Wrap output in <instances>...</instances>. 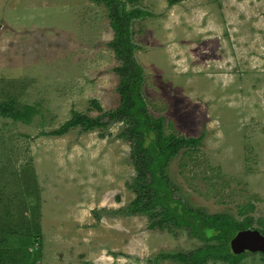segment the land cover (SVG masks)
Listing matches in <instances>:
<instances>
[{"label": "rangeland", "instance_id": "rangeland-1", "mask_svg": "<svg viewBox=\"0 0 264 264\" xmlns=\"http://www.w3.org/2000/svg\"><path fill=\"white\" fill-rule=\"evenodd\" d=\"M118 1L144 13L130 31L150 116L165 136L199 139L164 168L175 197L264 231V0ZM114 20L104 2L0 0V103L39 110L31 124L0 116L12 264H185L171 255L204 246L185 227L127 212L138 172L124 121L51 134L73 111L108 123L120 106ZM6 163L25 176L9 179ZM243 254L237 264H264L262 252Z\"/></svg>", "mask_w": 264, "mask_h": 264}, {"label": "trees", "instance_id": "trees-1", "mask_svg": "<svg viewBox=\"0 0 264 264\" xmlns=\"http://www.w3.org/2000/svg\"><path fill=\"white\" fill-rule=\"evenodd\" d=\"M91 1L104 2L115 17L112 22L114 39L110 46L115 56L122 61V67L118 69L120 81L117 86L121 96L120 106L116 111L104 115L109 117L108 123L102 121L103 117L91 119L81 112L73 111L72 118L51 134H65L78 127L85 132L92 128L106 127L113 122L124 121L127 130L122 137L132 143L134 164L138 172L132 187L138 194V199L132 203L134 208L127 212L135 215L146 213L153 220V227L169 229L185 227L203 242L204 246L189 254L171 255L174 260L185 264H204L207 259L213 258L237 264L244 254H234L231 241L240 231L248 229L247 224L237 223L228 214L215 216L213 219L203 217L201 213L188 208L175 197V191L169 179L164 175V168L168 161L184 146L197 145L199 139L165 136L163 121L152 118L148 112L143 95L144 71L133 57L134 43L130 31L131 20L143 16L144 13L137 9L127 11L126 5L118 0ZM169 1L174 3L180 0ZM95 104L97 105V102ZM38 113L39 110L35 106L21 105L15 98H9L0 103V116L14 122L31 124ZM6 165L10 164L6 163ZM7 169L9 179L12 181H18L21 176H25L22 172L15 174L13 166ZM26 195L30 198L31 192H27ZM9 201L12 202L13 198H9ZM8 213L11 214L10 211ZM13 228V221L3 216L0 223V264H12L14 261L12 248L15 234ZM261 233L264 235V231ZM211 242L216 243L211 244ZM15 251H19L24 256V252L19 248L16 247Z\"/></svg>", "mask_w": 264, "mask_h": 264}, {"label": "water", "instance_id": "water-1", "mask_svg": "<svg viewBox=\"0 0 264 264\" xmlns=\"http://www.w3.org/2000/svg\"><path fill=\"white\" fill-rule=\"evenodd\" d=\"M231 247L237 255L246 250L262 252L264 255V235L255 229L242 230L232 239Z\"/></svg>", "mask_w": 264, "mask_h": 264}]
</instances>
